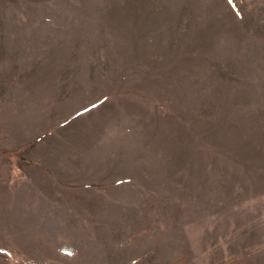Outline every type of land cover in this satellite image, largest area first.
Here are the masks:
<instances>
[{"label": "rangeland", "instance_id": "1", "mask_svg": "<svg viewBox=\"0 0 264 264\" xmlns=\"http://www.w3.org/2000/svg\"><path fill=\"white\" fill-rule=\"evenodd\" d=\"M0 264H264V0H0Z\"/></svg>", "mask_w": 264, "mask_h": 264}, {"label": "snow or ice", "instance_id": "2", "mask_svg": "<svg viewBox=\"0 0 264 264\" xmlns=\"http://www.w3.org/2000/svg\"><path fill=\"white\" fill-rule=\"evenodd\" d=\"M233 2V0H228V3L231 4Z\"/></svg>", "mask_w": 264, "mask_h": 264}]
</instances>
